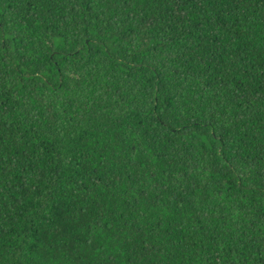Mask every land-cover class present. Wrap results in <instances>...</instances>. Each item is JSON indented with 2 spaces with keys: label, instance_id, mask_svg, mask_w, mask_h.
<instances>
[{
  "label": "trees",
  "instance_id": "1",
  "mask_svg": "<svg viewBox=\"0 0 264 264\" xmlns=\"http://www.w3.org/2000/svg\"><path fill=\"white\" fill-rule=\"evenodd\" d=\"M0 264H264V0H0Z\"/></svg>",
  "mask_w": 264,
  "mask_h": 264
}]
</instances>
